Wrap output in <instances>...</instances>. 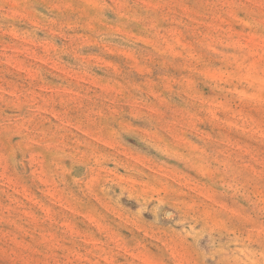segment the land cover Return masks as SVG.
<instances>
[{
	"label": "rangeland",
	"instance_id": "1",
	"mask_svg": "<svg viewBox=\"0 0 264 264\" xmlns=\"http://www.w3.org/2000/svg\"><path fill=\"white\" fill-rule=\"evenodd\" d=\"M0 264H264V0H0Z\"/></svg>",
	"mask_w": 264,
	"mask_h": 264
}]
</instances>
